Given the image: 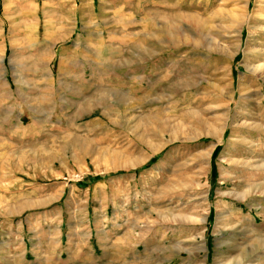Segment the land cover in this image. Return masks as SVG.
<instances>
[{
  "label": "rangeland",
  "instance_id": "rangeland-1",
  "mask_svg": "<svg viewBox=\"0 0 264 264\" xmlns=\"http://www.w3.org/2000/svg\"><path fill=\"white\" fill-rule=\"evenodd\" d=\"M0 264H264V0H0Z\"/></svg>",
  "mask_w": 264,
  "mask_h": 264
},
{
  "label": "bare ground",
  "instance_id": "bare-ground-1",
  "mask_svg": "<svg viewBox=\"0 0 264 264\" xmlns=\"http://www.w3.org/2000/svg\"><path fill=\"white\" fill-rule=\"evenodd\" d=\"M235 19H236V18H235ZM242 19H243V17L240 16V17H239V20H240V21L238 22L239 24L242 22ZM236 20H237V19H236Z\"/></svg>",
  "mask_w": 264,
  "mask_h": 264
}]
</instances>
